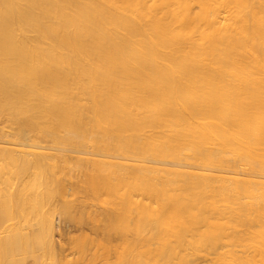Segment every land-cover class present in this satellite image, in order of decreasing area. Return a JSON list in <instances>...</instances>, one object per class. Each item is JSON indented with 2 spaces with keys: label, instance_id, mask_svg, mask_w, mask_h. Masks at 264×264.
<instances>
[{
  "label": "bare ground",
  "instance_id": "bare-ground-1",
  "mask_svg": "<svg viewBox=\"0 0 264 264\" xmlns=\"http://www.w3.org/2000/svg\"><path fill=\"white\" fill-rule=\"evenodd\" d=\"M95 256L264 264V0H0V264Z\"/></svg>",
  "mask_w": 264,
  "mask_h": 264
},
{
  "label": "rangeland",
  "instance_id": "rangeland-1",
  "mask_svg": "<svg viewBox=\"0 0 264 264\" xmlns=\"http://www.w3.org/2000/svg\"><path fill=\"white\" fill-rule=\"evenodd\" d=\"M55 225H57V230L54 233L53 239L55 241V246L57 252H63L64 254H71L73 252V246L71 247V242L80 239L83 235L88 234L90 237L100 238L97 234L92 232L88 227H82L79 223L67 218L62 215L55 216ZM66 246V248H65ZM66 251V252H65ZM72 251V252H71ZM31 259H27V263L30 264ZM116 259L113 257L108 260L106 257H93L85 264H115ZM83 264V263H80Z\"/></svg>",
  "mask_w": 264,
  "mask_h": 264
}]
</instances>
